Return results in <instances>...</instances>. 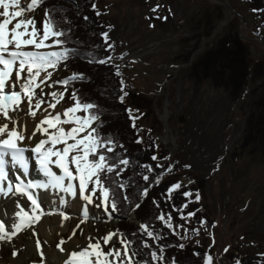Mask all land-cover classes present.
I'll return each instance as SVG.
<instances>
[{
	"label": "rangeland",
	"instance_id": "1",
	"mask_svg": "<svg viewBox=\"0 0 264 264\" xmlns=\"http://www.w3.org/2000/svg\"><path fill=\"white\" fill-rule=\"evenodd\" d=\"M223 1L242 19L234 13L229 16L223 5L209 0H94L105 25L111 26L112 62L118 66L128 93L125 103L134 110L133 115L140 116L136 121L142 129L140 135L146 140L155 134L166 156L178 162L182 185L197 187L201 195L198 203L215 225L205 230L191 219L189 224L200 229V235H190L184 241H199L205 253L213 255L214 264H228L225 248L241 256L264 257V154L255 152L254 146L260 147L255 127L264 117V110H259L264 107V42L245 0ZM22 3L26 6L27 0ZM157 5L158 11L153 12ZM203 12L206 16L201 21L197 17ZM215 13L214 38L199 39L204 31L199 23ZM27 16L35 17L39 27L44 12L37 9ZM227 16L230 20L221 26ZM226 40L249 43L247 78L216 68L225 58ZM72 74L61 70L58 75L63 79ZM71 104L66 98L58 110ZM168 161L160 159L159 163ZM66 211L71 218L63 221V226L59 215H47L60 218L48 236L41 232L40 223L36 226L38 237L25 230L11 243L0 242V264H41L35 250L37 238L45 254L44 264H64L65 256L56 248L59 240L68 241L66 248L73 243L85 245V236L102 237L117 230L118 221L101 222L102 211L90 206V214L101 219L82 224L84 235L77 229V235L69 240L80 224V205L70 203ZM135 218L133 214L131 223ZM28 250L32 251L30 257L20 262L19 255ZM14 252L18 255L13 256Z\"/></svg>",
	"mask_w": 264,
	"mask_h": 264
},
{
	"label": "snow or ice",
	"instance_id": "2",
	"mask_svg": "<svg viewBox=\"0 0 264 264\" xmlns=\"http://www.w3.org/2000/svg\"><path fill=\"white\" fill-rule=\"evenodd\" d=\"M72 2L74 4V0ZM46 3L47 0H27L25 6L22 0H0V217H7V221L0 218V242L11 243L13 237L25 230H31V235L38 237L36 226L47 215H59L63 226V221L71 218L66 211L70 203L80 205V224L73 229L69 240L77 235V229L84 235L82 224L101 219L90 214V206L102 211L101 222L120 218L123 211L135 213L149 198V188L161 183L156 169L171 173L175 167L159 162L153 167L131 159L120 139L101 131L105 127L101 106L85 101L75 87L90 78L75 72L67 78H59V72L67 69L69 60L79 59L81 54L67 46L71 42V30L60 27L55 19L56 8L45 7L39 27L35 17L27 16ZM159 7L157 5L152 11H158ZM91 9L97 16L102 14L95 3L91 4ZM59 11L63 12V9ZM82 18L84 21L90 19L87 15ZM64 22L71 23L66 16ZM100 37L107 45L103 51L112 50L114 46L109 43L108 32H101ZM92 47L99 49L101 45ZM84 58L90 64L111 66L112 62L111 55L97 57L93 52ZM115 74L118 76L119 71ZM119 85L121 94L116 100L123 104L128 93L124 81H119ZM66 98L72 101L71 106L58 110ZM124 111L134 130L132 143L142 145L144 140L139 135L142 129L136 124L140 116L133 115L131 108ZM38 116L42 118L37 119ZM29 118L35 122L31 132L28 130ZM148 149L158 150L159 145L152 141ZM160 159L170 160V156L161 158L153 151L150 160ZM33 162L37 173L35 179L31 177ZM129 169H137L133 174L140 176L145 187L140 188L125 178ZM182 187L186 185L177 181L162 193L169 211L163 210L161 202L152 197L151 201L159 211L140 222L132 233L116 230L102 237L88 235L85 245H75L72 249L64 247L68 241L59 240L56 248L64 254V264H178L176 256L165 261L166 249L183 250L185 245L161 241L167 240L168 235L179 240L200 235V229L186 227L197 217V210L185 212L193 202L190 198L194 194L182 191ZM134 192L137 193L135 196ZM173 193L184 198L179 205L174 203ZM194 199L195 202L201 200L199 192L195 193ZM8 204L15 211L9 212ZM173 213L178 215L174 217ZM153 221H158L159 225ZM197 222L205 230L215 227L203 219L197 218ZM214 244L213 238L212 246ZM35 250L44 264L45 254L39 238L35 240ZM228 250L225 248L224 252ZM17 255V252L13 253V256ZM192 255L200 258L202 264H214V257L209 252H193ZM234 264H241V261L234 259Z\"/></svg>",
	"mask_w": 264,
	"mask_h": 264
},
{
	"label": "trees",
	"instance_id": "3",
	"mask_svg": "<svg viewBox=\"0 0 264 264\" xmlns=\"http://www.w3.org/2000/svg\"><path fill=\"white\" fill-rule=\"evenodd\" d=\"M245 2L249 6L250 11L253 13L254 18L256 19V31L260 39L264 42V0H245ZM92 3H94V0H74V4L78 6L77 8L74 6L72 0H47V3L45 5H42L39 9L44 12L45 7L56 8L57 11L55 13V19L59 22L60 27L63 29L71 30V42L67 46L73 49H77L81 55L79 59L71 58L65 71H71L72 73H83L86 78H90V80H86V82L84 83H77L75 87L80 90V94L85 101L96 102L104 111L105 114L103 116V119L105 121V127L102 128L101 131L106 134H111L114 137L120 139L127 148L128 155L131 159L138 160L142 163H149L152 164L153 167H155V164L158 163L159 160L155 162L150 160V156L153 154V151H155L158 157L161 158L165 157L167 152L160 148L158 139L154 133H151L149 137L144 140V143L142 145L132 143V140L135 138L134 130L130 127L131 121L128 119V114L124 111V109L129 107L125 102L121 104L116 100V96L121 94L119 92V81L122 80L120 72L118 76L115 74L117 70L119 71L118 66H116L113 62H111V66L90 64L84 58L85 55L89 52L95 53L97 57H107L108 55L112 56L115 52L114 47L108 52L103 51V48L107 47V45L103 44L100 33L106 31L109 34L111 29L109 26L105 25L103 19L100 16H97L95 12L92 11ZM59 9H63V12L59 11ZM219 9L220 7L217 6L216 11L218 12ZM84 15H87L90 18L89 21L83 20L82 17ZM65 16L71 21L70 24L64 22ZM205 16L206 13L203 12L202 14L198 15L197 18H200L202 21V18H205ZM197 22L199 23V21ZM217 24L218 19H216V13L209 19H207V21L205 20V23H199V25H202V30H204L199 34V39H202L204 41L212 40L214 38V31ZM220 40H223V38ZM109 43L112 44L110 41ZM246 44L249 43H242L240 40H235L232 42H228L226 40L227 49L225 58H222L216 63V68L221 67L225 74L230 71L234 76L235 74L237 75L238 72V76L240 78H247L249 76V74L247 73L249 65L248 61H250V59L248 60L247 57H250V54L248 51V46ZM93 45H101V48H94L92 47ZM198 57L199 56H196L194 58L195 62L197 61ZM243 58H246L245 61H243ZM101 93L106 94L102 95ZM259 110L263 111L264 107L260 106ZM261 114L264 115V112H262ZM260 119L261 123L258 122L255 129H257V138L263 141L264 117H260ZM152 141H155L156 144L159 145L158 150L148 149V145ZM261 141L260 147H256V145L254 144L253 145L255 146V152H261L264 154V144L263 146H261ZM141 149L144 150L142 151ZM170 163L175 165L171 173L165 172L163 171V169H156V172L160 174L161 183L159 184V186H152L149 188V198L144 200L141 209L131 214H129V212L127 211H123L120 218H116V220L118 221L116 227L117 230H120L123 233H132L137 229L140 222L148 220L149 218L154 216V214L157 213L159 209H156L153 205L151 201L152 197H155L161 202V208L163 210H170L169 205L165 203L162 193L165 192L169 185L180 181L182 178V175L179 173L178 162L170 157V160L165 166ZM135 171H137V169H129V171L125 173V178L129 179L130 182H135V184L140 188L145 187V183L140 178V176L133 174ZM181 190L192 191L195 193L197 191V187L192 184L191 189L182 187ZM136 194L137 193L134 192V196ZM190 199H192L193 202L189 205V208L186 209L185 212L197 210V217L192 218L195 220V223L199 224L197 222V218H199L207 221L209 225H212L213 221L210 219L209 215L202 210L200 203L195 202L194 196ZM183 200L184 198L180 196L179 193H173V201L175 204L179 205ZM130 206L131 205H126V207ZM133 214L136 215L135 223H131V216ZM177 215V213H173L174 217H176ZM174 222L184 223L183 221ZM153 223L159 225L158 221H153ZM186 227L194 228L189 223L186 225ZM163 231L167 232L168 230L163 229ZM131 238L138 239L136 237ZM161 243H183L185 245V248L183 250L179 248L166 249V262L169 257L176 256L178 264H202L200 258L192 255L193 252H200L201 254L205 253L204 249L198 244L186 243L184 240H179L176 236L173 235H168L167 240H163L161 241ZM225 257L228 261V264H234V259H239L241 261V264H257L258 261L264 264V257L241 256L234 251H228L225 254Z\"/></svg>",
	"mask_w": 264,
	"mask_h": 264
},
{
	"label": "bare ground",
	"instance_id": "4",
	"mask_svg": "<svg viewBox=\"0 0 264 264\" xmlns=\"http://www.w3.org/2000/svg\"><path fill=\"white\" fill-rule=\"evenodd\" d=\"M24 107H25V111H26L27 110L26 109V105ZM39 118H42V117L38 116L37 119H39ZM34 123L35 122L32 121L30 118L28 119V130H29V132H31L32 128L34 127ZM33 143H35V141H33ZM32 167H33V171L31 172V177L35 179V178H37V173L34 170L35 169L34 162L32 163ZM0 206H2V204H0ZM7 207H8V211L9 212L15 211V208L11 204H8ZM47 217L48 218H43L42 221L40 222L41 223L40 230H41V232L44 235H47L48 236L50 232H53L56 229L57 224L59 223L60 218L59 217H55L54 219H52L49 216H47ZM0 218H3L4 220L7 221V217L6 216L0 217ZM66 228H67V225H65L63 227V229H66ZM75 245H81V244L80 243H73L72 245H69L70 247L68 246L67 248L72 249V248L75 247ZM31 253H32L31 250H28L26 253L25 252L24 253L22 252L19 255V261L20 262H25L27 260V257H30L29 255Z\"/></svg>",
	"mask_w": 264,
	"mask_h": 264
},
{
	"label": "water",
	"instance_id": "5",
	"mask_svg": "<svg viewBox=\"0 0 264 264\" xmlns=\"http://www.w3.org/2000/svg\"><path fill=\"white\" fill-rule=\"evenodd\" d=\"M209 1H210V2H217V3L221 4V5H223V6L226 8V10H227V14H228L229 16H230L231 13H234V14H236L240 19H242L241 16H239L236 12H234V10L231 8V6L229 5L228 2L223 1V0H209ZM229 16H227V18H226L225 20L222 21L221 26H223L224 24H226V23L230 20ZM242 21H243V20H242Z\"/></svg>",
	"mask_w": 264,
	"mask_h": 264
}]
</instances>
